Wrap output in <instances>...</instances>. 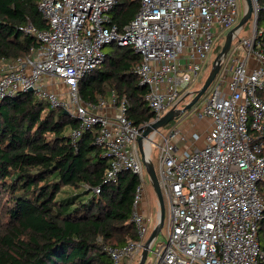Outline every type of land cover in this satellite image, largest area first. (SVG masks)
<instances>
[{
  "label": "built area",
  "instance_id": "obj_1",
  "mask_svg": "<svg viewBox=\"0 0 264 264\" xmlns=\"http://www.w3.org/2000/svg\"><path fill=\"white\" fill-rule=\"evenodd\" d=\"M116 1L37 0L48 28L30 25L27 31L40 45L28 55L2 60L0 100L32 89L50 107L77 118L70 132L74 140L96 130L95 142L109 158L106 180L116 181L123 171L138 176L131 219L138 239L107 247L112 264H138L152 231L138 138L193 90L216 30L232 27L240 6L238 0H141L120 31L110 18ZM252 3L251 35L232 43L203 105L194 110L211 121L206 132L189 135L185 127L173 126L144 140L152 161L157 149L165 201V240L155 247L158 236L153 240L149 264L264 263L258 238L264 219V40L257 27L261 0ZM112 42L131 45L141 56L136 72L154 113L143 126L127 117V103L117 104L115 91L97 104L80 95L79 81L103 62V49Z\"/></svg>",
  "mask_w": 264,
  "mask_h": 264
},
{
  "label": "trees",
  "instance_id": "obj_2",
  "mask_svg": "<svg viewBox=\"0 0 264 264\" xmlns=\"http://www.w3.org/2000/svg\"><path fill=\"white\" fill-rule=\"evenodd\" d=\"M140 3L117 0L111 23L122 31ZM262 21L264 0L257 23L264 40ZM30 25L48 28L37 0H0V62L40 45ZM107 46L115 48L79 81L80 95L97 104L115 91L117 104L127 103V117L143 126L154 113L136 72L141 56L131 45ZM78 124L34 92L0 100V264H112L107 247L138 239L131 220L138 176L123 171L106 180L109 158L95 142L96 130L74 140L70 132ZM258 238L264 249V219Z\"/></svg>",
  "mask_w": 264,
  "mask_h": 264
},
{
  "label": "water",
  "instance_id": "obj_3",
  "mask_svg": "<svg viewBox=\"0 0 264 264\" xmlns=\"http://www.w3.org/2000/svg\"><path fill=\"white\" fill-rule=\"evenodd\" d=\"M245 1V10L244 13L239 21V23L231 28L229 32L227 33L225 43L219 53L217 54L211 71L205 80L202 87L195 91H190L187 96H192L191 100L187 102L184 106H176L171 108L169 111H167L162 117H160L155 122L148 125L143 134L138 138V144H139V150L141 154V158L143 160V163L145 165L146 172L149 176L151 185L153 187V190L155 192V195L157 197L158 203H159V218L157 224L153 227L150 236L148 237L145 245L144 250L142 251L141 258L138 262V264H145L149 249L151 247V244L153 240L160 234L163 225H164V219H165V201L163 197V193L160 187L159 178L157 174V170L155 167L154 162L149 157V150H147V147L144 143L145 139H150L151 134L155 131H159L161 127L165 126L167 123H169L172 120L180 118L186 111L191 109L196 105V103L201 99V97L206 93L208 88L211 86L213 81L215 80L216 76L220 72L223 64V60L226 57L227 53L229 52L234 38L239 34V32L243 29V26L245 23L252 18L253 15V3L252 0H244ZM30 92H33L32 89L29 90Z\"/></svg>",
  "mask_w": 264,
  "mask_h": 264
},
{
  "label": "rangeland",
  "instance_id": "obj_4",
  "mask_svg": "<svg viewBox=\"0 0 264 264\" xmlns=\"http://www.w3.org/2000/svg\"><path fill=\"white\" fill-rule=\"evenodd\" d=\"M239 1V8H240V17L238 19V21L230 28L227 29H215L216 30V36L214 37V43H213V47H212V51L209 54V57L207 58V60L205 61V64L203 66L202 72L197 80V82L193 85V90H198L202 87V85L204 84L205 80L207 79L213 62L217 56V54L219 53V51L221 50V48L223 47L225 40H226V36L227 33L229 32V30L231 28H233L234 26H236L243 13L245 10V1L244 0H238ZM261 27L264 28V21L261 22ZM253 30V21L252 19H249L245 25L243 26V29L239 32V34L237 35L236 39L233 41V46H235L236 44H239V39L243 38V37H247L250 36ZM232 46V47H233ZM115 47L113 46H105L103 51L106 52H110L111 50H113ZM231 52V50L228 52V54ZM2 67H3V61L0 62V74L3 72L2 71ZM58 81V85L57 88L60 87V81ZM213 85H211L208 90L206 91V93L201 97V99L196 103V105L194 107H192L191 109H189L188 111H186L184 113V115H182L180 118L175 119L170 121L169 123H167L165 126L161 127L160 130L164 133H167L169 131L170 128H172L173 126H180V127H185L187 133L190 135L193 131H197L199 133H202V135L206 132L207 128L209 127V119H205V118H199L197 117L194 113V110L196 108H199L203 105V101L206 97V95L208 94L209 90L212 88ZM192 96H185L183 101L180 103V106H184L187 102H189L191 100ZM101 99H108L107 97H103ZM109 111V110H107ZM187 145H184V147ZM152 155H153V161L154 164L156 166V168L159 170V163L158 160L156 159V155H157V149L155 147H153L152 150ZM147 202H148V207H149V220H150V227L153 229V227L157 224L158 222V218H159V203L157 200V197L155 195V192L153 190V187L151 185L149 176L147 179ZM165 240V237L163 235V233L161 232L157 239L155 240L154 243V247L156 246V244L158 243H163ZM153 260V254L150 253L145 264H149V262ZM137 264V263H136Z\"/></svg>",
  "mask_w": 264,
  "mask_h": 264
},
{
  "label": "crops",
  "instance_id": "obj_5",
  "mask_svg": "<svg viewBox=\"0 0 264 264\" xmlns=\"http://www.w3.org/2000/svg\"><path fill=\"white\" fill-rule=\"evenodd\" d=\"M60 91V90H59ZM211 124V121H209V125ZM203 143H204V139L202 138V139H200L199 141H198V144L199 145H203Z\"/></svg>",
  "mask_w": 264,
  "mask_h": 264
},
{
  "label": "flooded vegetation",
  "instance_id": "obj_6",
  "mask_svg": "<svg viewBox=\"0 0 264 264\" xmlns=\"http://www.w3.org/2000/svg\"><path fill=\"white\" fill-rule=\"evenodd\" d=\"M185 100V99H184ZM183 101V100H182Z\"/></svg>",
  "mask_w": 264,
  "mask_h": 264
}]
</instances>
